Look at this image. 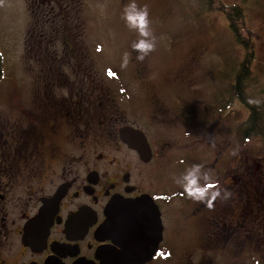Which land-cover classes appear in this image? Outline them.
Segmentation results:
<instances>
[{
    "label": "flooded vegetation",
    "instance_id": "af4514ba",
    "mask_svg": "<svg viewBox=\"0 0 264 264\" xmlns=\"http://www.w3.org/2000/svg\"><path fill=\"white\" fill-rule=\"evenodd\" d=\"M23 5L36 82L26 98L1 88L0 264H264V194L242 165L237 177L227 161L212 181L231 196L211 207L168 184L150 117L129 119L116 91L84 72V1Z\"/></svg>",
    "mask_w": 264,
    "mask_h": 264
},
{
    "label": "rangeland",
    "instance_id": "374dc122",
    "mask_svg": "<svg viewBox=\"0 0 264 264\" xmlns=\"http://www.w3.org/2000/svg\"><path fill=\"white\" fill-rule=\"evenodd\" d=\"M83 1L81 44L89 55L84 72L88 76L91 71V77L116 91L129 119L143 125L150 117L146 130L151 141L166 145L159 159L164 180L175 184L173 177L199 164L212 181H218L227 161L233 160L236 176L242 169L249 187L264 194V140L252 139L239 146L236 136L237 126L248 114L231 95L243 52L224 17L206 13L202 0H136L139 7L147 5L157 40L155 51L141 62L131 49L137 34L121 19L128 0ZM223 1L239 6L254 42L255 58L243 96L262 103L264 0ZM26 17L23 0H0V98L7 97L1 91L3 85L16 87L19 96L26 98L28 87L36 82L35 74L30 73L29 53L35 46L22 38ZM125 52L131 56L128 66L122 68ZM140 66L144 82L137 75Z\"/></svg>",
    "mask_w": 264,
    "mask_h": 264
},
{
    "label": "trees",
    "instance_id": "16d2710c",
    "mask_svg": "<svg viewBox=\"0 0 264 264\" xmlns=\"http://www.w3.org/2000/svg\"><path fill=\"white\" fill-rule=\"evenodd\" d=\"M202 4L206 13H219L224 17L233 40L243 52L234 74L231 92L232 98L238 99L248 110L247 118L236 129L238 144L242 146L246 141L257 138L264 140V102L253 105L243 96L245 82L250 75V66L255 58L254 42L246 27L244 16L238 5L226 4L223 0H202ZM2 72L0 53V77L3 75Z\"/></svg>",
    "mask_w": 264,
    "mask_h": 264
},
{
    "label": "clouds",
    "instance_id": "9594fccd",
    "mask_svg": "<svg viewBox=\"0 0 264 264\" xmlns=\"http://www.w3.org/2000/svg\"><path fill=\"white\" fill-rule=\"evenodd\" d=\"M121 19L126 27L137 34L138 39L131 45L132 51L136 52V60L143 61L150 53L156 49L157 40L151 30V20L147 5L139 7L136 0H128L122 11ZM131 53L125 52L122 59V68H126L130 61ZM249 103H259V101H249ZM174 183L183 189L185 194L192 200L207 203L211 207V201L217 198L228 199L231 193L226 189H221L212 183V178L208 171L201 165L194 164L187 168L183 174L173 177ZM215 187V191H212Z\"/></svg>",
    "mask_w": 264,
    "mask_h": 264
},
{
    "label": "water",
    "instance_id": "95a60500",
    "mask_svg": "<svg viewBox=\"0 0 264 264\" xmlns=\"http://www.w3.org/2000/svg\"><path fill=\"white\" fill-rule=\"evenodd\" d=\"M124 133H127V132H124ZM139 140H140V144L139 145L142 146V149H145L144 155L147 156V157H145V160L147 161L150 158L149 148L147 146V143H146L145 138L143 137V135L140 134V137L136 138L137 142H139ZM125 141L130 145V143H129L130 141H127V140H125Z\"/></svg>",
    "mask_w": 264,
    "mask_h": 264
}]
</instances>
